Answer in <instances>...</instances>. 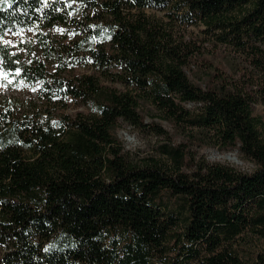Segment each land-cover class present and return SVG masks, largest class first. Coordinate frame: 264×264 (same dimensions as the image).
I'll list each match as a JSON object with an SVG mask.
<instances>
[{
	"label": "trees",
	"instance_id": "1",
	"mask_svg": "<svg viewBox=\"0 0 264 264\" xmlns=\"http://www.w3.org/2000/svg\"><path fill=\"white\" fill-rule=\"evenodd\" d=\"M170 1L249 48L259 73L193 84L146 12ZM58 24L77 37L41 31ZM24 29L29 57L0 42V73L37 93L19 111L0 100V264H264V125L250 110L264 103V51L248 43L264 40V0H0V36ZM84 64L90 73H73ZM68 98L89 112L65 113ZM139 100L178 129L237 146L257 169L200 159L186 171L185 149L169 143L164 160L132 162L113 130L119 118L146 125Z\"/></svg>",
	"mask_w": 264,
	"mask_h": 264
},
{
	"label": "rangeland",
	"instance_id": "2",
	"mask_svg": "<svg viewBox=\"0 0 264 264\" xmlns=\"http://www.w3.org/2000/svg\"><path fill=\"white\" fill-rule=\"evenodd\" d=\"M173 5V1H170L165 6L148 8L146 12L152 18L164 22V28L172 40L171 45H177L184 58L182 69L193 84L205 88L214 83L220 75L237 79L243 75H249L247 73H259L257 72L259 69L253 65L256 55L249 51V48L243 50L231 40H220L216 30H212L195 18H184L185 8L179 6L176 10ZM41 31L48 33L50 39L61 41V43H70L77 37L74 29L67 25L58 24ZM0 42L9 44L13 52H20L22 58H27L29 55L26 53L25 46L34 43V32L29 29L7 30L0 36ZM248 43L264 51V40L249 39ZM31 48L36 49V45L34 44ZM48 67L51 69V65ZM72 70L77 75L91 72L87 64L77 65ZM103 83L120 90L125 89V86L118 82L103 81ZM36 94L34 87L18 78H7L0 73V100L4 97L12 100L17 111L29 99H35ZM66 103L65 113L73 115L78 111L89 112V108L77 100L68 98ZM185 107L194 109L196 104L185 103ZM137 110L145 126L135 127L119 118L113 130V135L122 143L124 154L132 162L143 163L149 158L164 160L158 149L161 144L169 143L173 146L180 145L185 149L188 161L183 168L186 171L191 170L193 163L200 159L228 165L246 173L257 169V164L237 146L221 147L200 130L178 129L145 100H139ZM250 110L252 115L260 118L264 125V103L260 99H255L250 103ZM151 122L159 124L166 130L169 138L157 135L150 130L148 125ZM250 250H254V247ZM154 262L157 261L154 260Z\"/></svg>",
	"mask_w": 264,
	"mask_h": 264
},
{
	"label": "snow or ice",
	"instance_id": "3",
	"mask_svg": "<svg viewBox=\"0 0 264 264\" xmlns=\"http://www.w3.org/2000/svg\"><path fill=\"white\" fill-rule=\"evenodd\" d=\"M17 72H19V70H17Z\"/></svg>",
	"mask_w": 264,
	"mask_h": 264
}]
</instances>
